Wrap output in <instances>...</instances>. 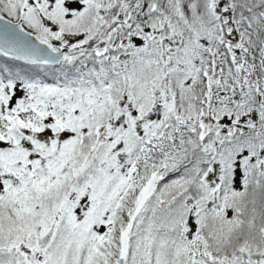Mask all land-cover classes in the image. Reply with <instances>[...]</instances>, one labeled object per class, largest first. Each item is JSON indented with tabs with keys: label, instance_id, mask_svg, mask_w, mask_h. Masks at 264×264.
Segmentation results:
<instances>
[{
	"label": "snow or ice",
	"instance_id": "1",
	"mask_svg": "<svg viewBox=\"0 0 264 264\" xmlns=\"http://www.w3.org/2000/svg\"><path fill=\"white\" fill-rule=\"evenodd\" d=\"M0 264H264V0H0Z\"/></svg>",
	"mask_w": 264,
	"mask_h": 264
}]
</instances>
